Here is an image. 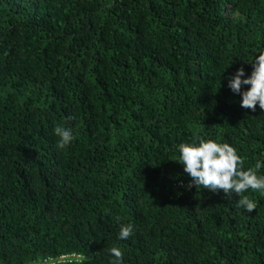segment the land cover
Instances as JSON below:
<instances>
[{
    "label": "trees",
    "instance_id": "16d2710c",
    "mask_svg": "<svg viewBox=\"0 0 264 264\" xmlns=\"http://www.w3.org/2000/svg\"><path fill=\"white\" fill-rule=\"evenodd\" d=\"M262 45L264 0H0V264H109L111 246L123 264H264V195L248 213L189 187L176 148L201 135L254 165L264 110L227 77Z\"/></svg>",
    "mask_w": 264,
    "mask_h": 264
},
{
    "label": "clouds",
    "instance_id": "9594fccd",
    "mask_svg": "<svg viewBox=\"0 0 264 264\" xmlns=\"http://www.w3.org/2000/svg\"><path fill=\"white\" fill-rule=\"evenodd\" d=\"M244 64L251 66L250 74L245 71ZM227 87L231 93L240 97L241 108L255 112L258 105L260 110H264V45L257 47L251 59L243 61L227 77ZM53 134L57 137L58 150L68 148L75 139L73 129L62 124L54 127ZM176 148L179 153L178 163L191 178L189 187L201 186L213 193L222 190L229 197L234 193L239 196L237 207L248 213L256 209L257 202L245 193L250 190L264 195V173L261 172L264 169V153L256 158L254 165L245 170L244 158L238 154V150L219 139L194 135L189 141L179 143ZM133 235L134 225L121 223L116 238L125 241ZM107 253L109 264H123L124 254L120 247L111 246ZM82 260L80 253L70 250L56 255H43L38 258L37 264H78Z\"/></svg>",
    "mask_w": 264,
    "mask_h": 264
}]
</instances>
